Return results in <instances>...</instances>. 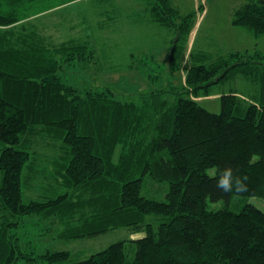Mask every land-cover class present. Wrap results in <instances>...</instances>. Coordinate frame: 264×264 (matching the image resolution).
I'll return each instance as SVG.
<instances>
[{"label":"trees","instance_id":"1","mask_svg":"<svg viewBox=\"0 0 264 264\" xmlns=\"http://www.w3.org/2000/svg\"><path fill=\"white\" fill-rule=\"evenodd\" d=\"M73 1L0 0V204L17 218L55 217L68 238L126 227L144 234L82 259L66 249L34 258L43 264H264V209L250 202L238 211L207 206L234 195L264 200V52L214 57L197 50L186 87L168 78L165 88L134 91L128 99L109 86L88 87L84 95L60 71L94 53L85 14L78 21L71 14L66 30L48 32L34 22ZM142 1L140 20L176 34L167 56L178 63L196 12L183 13L172 0ZM231 22L264 34V0H246ZM236 79L249 90L222 91L219 112L191 97L209 96L214 86ZM225 167L243 180L240 190L217 187ZM146 177L167 182L165 200L142 195ZM149 214L160 218L157 227L146 221ZM6 225L0 264L32 260L5 238Z\"/></svg>","mask_w":264,"mask_h":264},{"label":"rangeland","instance_id":"2","mask_svg":"<svg viewBox=\"0 0 264 264\" xmlns=\"http://www.w3.org/2000/svg\"><path fill=\"white\" fill-rule=\"evenodd\" d=\"M245 1L173 0V4L181 12L192 10L196 12L182 57L175 64H170L167 55L170 50V39L176 34L156 23L150 24L140 20L138 16L144 8L142 0L93 2L92 0H74L70 5L67 4L60 9L58 7L56 10L39 15L40 18L34 22L46 24L48 32L54 29L66 30L70 27L71 14L77 21L85 14L90 36L95 38V42L94 39L91 40L95 48L94 53L84 60L77 59V62L72 65L62 64L60 72L69 78V83L76 86L78 93L85 95L88 87L100 91L109 86L122 98L128 99L134 91L165 88L168 78L171 84L186 87L187 67L191 64L190 54L197 50H204L214 57L231 50L250 52L258 48L264 52V34L251 35L231 22L232 11ZM60 20L61 26L52 24L53 21L59 23ZM246 86V81L242 84L240 79H236L233 83L214 86L213 93L207 97L205 95L191 97L206 109L219 112V96L222 91L235 88L243 92L244 89L247 91V87L249 90V86ZM119 149L115 151L114 158ZM45 171L49 173V170ZM1 177L0 173V179ZM144 181L142 195L156 200H165L167 182H156L149 177H146ZM26 194L29 198H34L37 191H28ZM207 201L209 208L227 206L233 211H238L241 206L250 202L259 209H264V200L256 196L234 195L227 202ZM146 221H150L157 227L161 220L149 214L146 216ZM3 225L9 229L4 232L5 238L8 237L10 242L15 241L22 253L31 252L33 256L32 260L21 258L15 264H43L34 257L47 250L59 249H66L82 259L116 240H126L144 234L143 231L132 233L126 227L90 238H68L65 236V224L61 220L55 217L44 218L39 214H27L17 218L3 210L0 204V228Z\"/></svg>","mask_w":264,"mask_h":264},{"label":"clouds","instance_id":"3","mask_svg":"<svg viewBox=\"0 0 264 264\" xmlns=\"http://www.w3.org/2000/svg\"><path fill=\"white\" fill-rule=\"evenodd\" d=\"M217 187L224 192H230L234 188L240 190L243 187V180L239 176H234L230 167H225L217 179Z\"/></svg>","mask_w":264,"mask_h":264},{"label":"crops","instance_id":"4","mask_svg":"<svg viewBox=\"0 0 264 264\" xmlns=\"http://www.w3.org/2000/svg\"><path fill=\"white\" fill-rule=\"evenodd\" d=\"M172 2H173V0H172ZM247 33H249V32L247 31ZM229 90H231V89H228L227 91H229ZM227 91H224V92H227ZM212 93H213V92H211V94H212ZM221 93H222V92H221ZM211 94H210V95H211ZM206 97H207V96H206Z\"/></svg>","mask_w":264,"mask_h":264}]
</instances>
